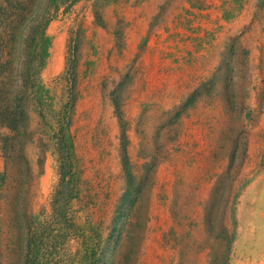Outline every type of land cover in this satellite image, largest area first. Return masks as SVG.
<instances>
[{"label": "rangeland", "instance_id": "1", "mask_svg": "<svg viewBox=\"0 0 264 264\" xmlns=\"http://www.w3.org/2000/svg\"><path fill=\"white\" fill-rule=\"evenodd\" d=\"M0 264H264V0H0Z\"/></svg>", "mask_w": 264, "mask_h": 264}, {"label": "trees", "instance_id": "2", "mask_svg": "<svg viewBox=\"0 0 264 264\" xmlns=\"http://www.w3.org/2000/svg\"><path fill=\"white\" fill-rule=\"evenodd\" d=\"M13 16L19 17V19L17 20V26H13V30L14 29H18V28H22L24 26L20 25L19 23L26 21L27 18V13H21V12H17V13H13L12 12H5V17L6 19H10ZM13 20V19H12ZM10 25V23L8 24V26ZM25 28V27H24ZM22 32H24L25 30H21ZM42 36L44 35V27H42V31H41ZM37 36L39 35V31L35 28V27H31L28 29V31H26V35L25 40H24V44L23 42L21 43V51H20V55L19 57H23L24 59V67H23V71H22V75H23V87L24 89H28L29 88V83L32 80V74H34L36 72V67H32L31 65H29V63H31V58H29L31 56V53L34 52L36 53V57L37 58V51L39 50V47L35 46L34 44L31 45V43H34V40L31 38L32 36ZM13 37L15 38L16 36L13 35ZM42 39V37H41ZM43 40V39H42ZM39 52V51H38ZM11 53V51L9 52ZM38 56L40 57V62L38 64V67L42 66L43 61H44V56H45V51L43 50L40 54L38 53ZM10 75L12 74V69H10ZM12 79V78H11ZM12 80H10L11 82Z\"/></svg>", "mask_w": 264, "mask_h": 264}, {"label": "crops", "instance_id": "3", "mask_svg": "<svg viewBox=\"0 0 264 264\" xmlns=\"http://www.w3.org/2000/svg\"><path fill=\"white\" fill-rule=\"evenodd\" d=\"M153 10H155V7H151ZM151 10V9H150ZM253 9H249V10H245L244 12L246 13V15L248 14V12L252 11ZM152 11V10H151ZM249 19H246L245 17V14L242 13V15L239 17V18H236L234 19V22L233 23H229V25L225 24V28L228 29L227 32L229 31V28L231 29L232 28V31H229L230 32H234L235 31V27H238V25H243L245 22H248Z\"/></svg>", "mask_w": 264, "mask_h": 264}]
</instances>
